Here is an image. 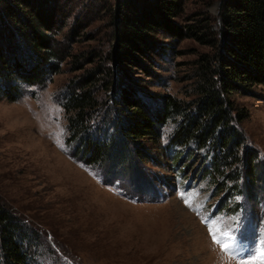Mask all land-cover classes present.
I'll return each mask as SVG.
<instances>
[{"label":"rangeland","instance_id":"obj_1","mask_svg":"<svg viewBox=\"0 0 264 264\" xmlns=\"http://www.w3.org/2000/svg\"><path fill=\"white\" fill-rule=\"evenodd\" d=\"M217 6V0H187L174 21L212 22ZM117 8L116 0L83 1L60 34L75 18H91L86 28H76L72 56L43 82L22 86L16 100L0 97V199L32 228L19 231L26 235L20 241L26 264H239L264 248L263 84L223 95L232 108L225 125L234 132L230 155L217 148L215 134L202 147L194 139L172 143L179 116L167 120L157 139H139L143 156L128 152L117 164L85 163L77 151L81 142L69 139L67 99L77 91L76 81L93 79L87 68L110 69L119 86H130L152 108L171 97L181 106L193 102L191 115L198 110L197 69L209 47L156 31L148 35L154 47L140 63L117 68L111 60ZM192 14L195 19L186 21ZM97 79L89 131L118 142L115 128L129 109L121 111L105 73ZM217 155L220 167L214 170ZM211 226L219 229L221 243H232L225 233L239 243L222 252L212 242Z\"/></svg>","mask_w":264,"mask_h":264},{"label":"trees","instance_id":"obj_2","mask_svg":"<svg viewBox=\"0 0 264 264\" xmlns=\"http://www.w3.org/2000/svg\"><path fill=\"white\" fill-rule=\"evenodd\" d=\"M83 1L87 3V0H0V97L16 100L22 86L43 82L48 74L56 72L57 63L72 56L73 37L80 35L76 28H86L95 14L84 5L85 13L91 18L83 22L75 18L70 29L60 34ZM116 1L120 18L115 28L111 60L117 68L124 69L127 63L137 65L141 56L154 47V40L149 41L148 35L156 31H163L175 42L193 38L209 47V53L200 55L197 69L195 104L198 110L191 115L193 102L181 106L171 97L161 108H152L141 101L130 86H119L110 69H84L87 73L93 71V79L76 81L77 91L67 99L69 111L72 110L67 118L69 139L81 142L77 151L81 150L82 160L88 164L103 161L117 164L128 152L143 156L145 150L139 139H157L167 120L178 116L181 123L178 122L172 143L186 144L194 139L202 147L215 134L217 148L230 155L229 149L235 144L234 132L225 125L232 108L230 100L223 95L228 98L233 91L246 92L253 84L264 85V0H217L215 20L211 22L209 17H202L184 24L175 22L174 18L183 14L187 0ZM195 15L186 21L195 19ZM92 61L93 58L83 60L76 69ZM100 73L107 75V89L118 94L121 111L124 107L129 109L115 128L121 138L118 142L113 138L104 142L89 131L97 103L91 86L96 84ZM218 156L213 162L214 170L220 167ZM27 224L0 199V264H26L20 244L26 235L19 231H32ZM34 234L39 236L37 232Z\"/></svg>","mask_w":264,"mask_h":264},{"label":"snow or ice","instance_id":"obj_3","mask_svg":"<svg viewBox=\"0 0 264 264\" xmlns=\"http://www.w3.org/2000/svg\"><path fill=\"white\" fill-rule=\"evenodd\" d=\"M219 231L218 228H215V226L209 227V233L212 237V242L214 244H218L220 246V249L222 252L227 253L230 248H234L236 244L239 243L238 240L234 239L233 233H225V236L228 237L229 240L232 241L231 244L229 243H221V241L217 238V232ZM239 264H264V248H261L259 250H254V254L248 258V259H241L239 261Z\"/></svg>","mask_w":264,"mask_h":264}]
</instances>
